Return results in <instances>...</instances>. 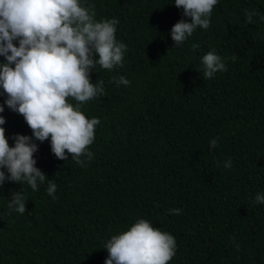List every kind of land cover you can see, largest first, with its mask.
<instances>
[{"label":"trees","instance_id":"1","mask_svg":"<svg viewBox=\"0 0 264 264\" xmlns=\"http://www.w3.org/2000/svg\"><path fill=\"white\" fill-rule=\"evenodd\" d=\"M82 3L97 21H119L123 63L90 73L104 88L81 106L100 121L92 159L60 160L50 140L33 137L46 180L36 190L24 181L0 187V264H105L107 240L139 219L174 237L168 264H264V204L254 203L264 194V0H218L209 28L181 45L171 29L190 18L174 0ZM210 51L226 70L205 79ZM6 99L0 89V127L14 146L16 134L32 131ZM13 192L24 195V214L9 208Z\"/></svg>","mask_w":264,"mask_h":264},{"label":"clouds","instance_id":"2","mask_svg":"<svg viewBox=\"0 0 264 264\" xmlns=\"http://www.w3.org/2000/svg\"><path fill=\"white\" fill-rule=\"evenodd\" d=\"M217 2L174 0V6L190 18V22L182 19L172 27L175 45L183 44L198 27L209 28ZM246 15L252 22L255 13ZM118 23L114 18L97 21L95 12L82 0H0V56L5 60L0 63V89L7 96L4 104L21 115L32 131L31 137L16 134L14 146H10L5 129L0 127V187L6 180L24 181L36 190L38 183L46 180L35 166L38 146L33 137L40 142L50 140L51 152L60 160L71 156L83 164L82 157L92 159L88 147L100 121L88 119L81 106L104 92L103 81L91 82L90 73L97 65L105 70L122 66L126 45L116 39ZM201 63L205 79L226 70L221 57L211 51L203 55ZM118 83L130 82L121 76ZM3 111L0 105V113ZM5 123L0 115V125ZM216 143L211 140L210 148ZM224 167L230 168L231 161ZM56 187L49 181V196ZM254 203L264 204V194H256ZM25 205L24 195L13 192L9 208L24 214ZM169 211L178 215L181 210ZM175 247L172 235L139 219L107 240L105 264H168Z\"/></svg>","mask_w":264,"mask_h":264}]
</instances>
